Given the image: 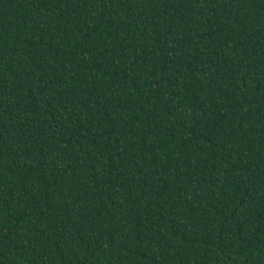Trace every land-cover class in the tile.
<instances>
[{
	"label": "trees",
	"instance_id": "trees-1",
	"mask_svg": "<svg viewBox=\"0 0 264 264\" xmlns=\"http://www.w3.org/2000/svg\"><path fill=\"white\" fill-rule=\"evenodd\" d=\"M0 264H264V0H0Z\"/></svg>",
	"mask_w": 264,
	"mask_h": 264
}]
</instances>
